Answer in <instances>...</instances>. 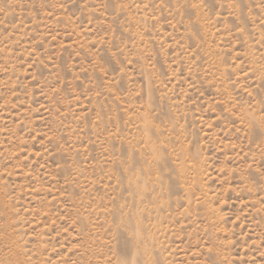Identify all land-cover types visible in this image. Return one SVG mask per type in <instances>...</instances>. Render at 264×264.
Returning a JSON list of instances; mask_svg holds the SVG:
<instances>
[{
    "label": "rangeland",
    "instance_id": "1",
    "mask_svg": "<svg viewBox=\"0 0 264 264\" xmlns=\"http://www.w3.org/2000/svg\"><path fill=\"white\" fill-rule=\"evenodd\" d=\"M0 264H264V0H0Z\"/></svg>",
    "mask_w": 264,
    "mask_h": 264
}]
</instances>
